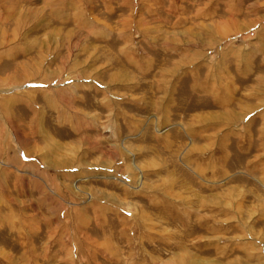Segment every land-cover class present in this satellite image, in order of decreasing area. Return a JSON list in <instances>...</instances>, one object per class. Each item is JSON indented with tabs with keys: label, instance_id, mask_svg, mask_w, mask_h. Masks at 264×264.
<instances>
[{
	"label": "rangeland",
	"instance_id": "rangeland-1",
	"mask_svg": "<svg viewBox=\"0 0 264 264\" xmlns=\"http://www.w3.org/2000/svg\"><path fill=\"white\" fill-rule=\"evenodd\" d=\"M0 264H264V0H0Z\"/></svg>",
	"mask_w": 264,
	"mask_h": 264
}]
</instances>
